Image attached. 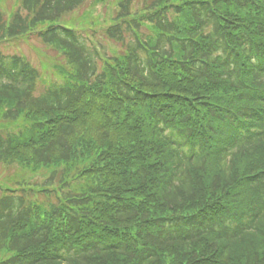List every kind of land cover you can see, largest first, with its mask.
Listing matches in <instances>:
<instances>
[{
    "label": "trees",
    "instance_id": "16d2710c",
    "mask_svg": "<svg viewBox=\"0 0 264 264\" xmlns=\"http://www.w3.org/2000/svg\"><path fill=\"white\" fill-rule=\"evenodd\" d=\"M86 1L0 4V264H264V0Z\"/></svg>",
    "mask_w": 264,
    "mask_h": 264
},
{
    "label": "rangeland",
    "instance_id": "374dc122",
    "mask_svg": "<svg viewBox=\"0 0 264 264\" xmlns=\"http://www.w3.org/2000/svg\"><path fill=\"white\" fill-rule=\"evenodd\" d=\"M13 1L14 0H4L2 4V0H0V4H2V7L8 9V7L13 4ZM117 2L118 0H101L96 4H93V0H87L86 3L81 6L80 10L71 15L75 19H81L86 24L87 22H97V24L92 25L91 27H81V30L78 32L83 33L85 37L87 34L90 36L94 32L96 40H103L101 43L103 48L105 47V51L109 53L113 52L115 53L114 55L122 54L124 47L116 42H112L105 38L103 39L101 34L103 35V23L107 22L115 15L117 11ZM141 2L142 0H135L133 8L136 10V6H139ZM72 21L76 23L74 19H72ZM98 23H100V26H98ZM0 51L3 55H17L19 57H23L24 60L29 62L30 65L37 69L40 74L50 72V70L53 69V66L55 67L56 64L63 63L62 56H56L57 54L52 49H50V47L40 44L34 39L27 41L21 39L17 40L16 42L5 43L4 45L0 46ZM45 176V173L31 174L30 172H27L23 169H19L16 165L5 166L0 163L1 186H6V184L11 182V180L18 182V184L24 182L27 185L34 184L35 186H38L44 181Z\"/></svg>",
    "mask_w": 264,
    "mask_h": 264
}]
</instances>
